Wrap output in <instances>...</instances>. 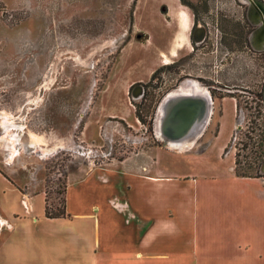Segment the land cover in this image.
I'll use <instances>...</instances> for the list:
<instances>
[{"label":"rangeland","instance_id":"1","mask_svg":"<svg viewBox=\"0 0 264 264\" xmlns=\"http://www.w3.org/2000/svg\"><path fill=\"white\" fill-rule=\"evenodd\" d=\"M182 1L0 0V174L41 181L53 212L90 167L153 159L176 171L180 151L217 133L213 162L229 136L233 172L264 176L263 54L240 52L237 0ZM178 4L206 30L202 42L173 40ZM180 79L212 100L191 145L175 148L159 134V104Z\"/></svg>","mask_w":264,"mask_h":264},{"label":"crops","instance_id":"2","mask_svg":"<svg viewBox=\"0 0 264 264\" xmlns=\"http://www.w3.org/2000/svg\"><path fill=\"white\" fill-rule=\"evenodd\" d=\"M170 21L188 42L180 4ZM216 137L180 151L176 171L153 159L90 167L65 184V216L44 214L41 181L0 174V264H264V176L233 172L229 136L213 162Z\"/></svg>","mask_w":264,"mask_h":264},{"label":"water","instance_id":"3","mask_svg":"<svg viewBox=\"0 0 264 264\" xmlns=\"http://www.w3.org/2000/svg\"><path fill=\"white\" fill-rule=\"evenodd\" d=\"M196 30H201V27L195 26ZM138 89L135 92H138ZM187 92L189 93L167 94L160 101L159 134L166 143L176 145L191 141L207 121L209 96L194 89ZM262 96L264 100V87Z\"/></svg>","mask_w":264,"mask_h":264},{"label":"flooded vegetation","instance_id":"4","mask_svg":"<svg viewBox=\"0 0 264 264\" xmlns=\"http://www.w3.org/2000/svg\"><path fill=\"white\" fill-rule=\"evenodd\" d=\"M237 6L240 8L241 13V19L238 20L237 24V32L239 34V47L240 52H244V49L256 53L260 55V53L263 54L264 58V0H237ZM163 12H165V8L162 9ZM191 26L188 32V43L192 46L193 41L195 37H201L202 39L200 42H202L205 37H207V32L201 25H197L201 27V30L195 31V19L190 17ZM199 42V43H200ZM193 47H191V50ZM190 50V51H191ZM258 60L257 58H255ZM253 64L257 66V70L259 68V63L255 61ZM258 75V72L255 73ZM185 79V78H184ZM184 79L179 80V84L183 81H186ZM186 82H190V80H187ZM257 83H260L259 80H257ZM214 88L212 86L208 85V88ZM243 88V86H240ZM261 90V96L263 92L264 87V77L262 80V83L260 86H258ZM258 88V89H259ZM210 101L211 96L209 95ZM263 100V96H262ZM264 102V100H263Z\"/></svg>","mask_w":264,"mask_h":264},{"label":"bare ground","instance_id":"5","mask_svg":"<svg viewBox=\"0 0 264 264\" xmlns=\"http://www.w3.org/2000/svg\"><path fill=\"white\" fill-rule=\"evenodd\" d=\"M178 27H179V38L180 39H182L183 37H182V34L184 33V31H185V29H186V18L184 17V15L183 14H181L180 16H179V18H178ZM184 35V34H183ZM164 56V55H163ZM189 86L191 87V88H193V86H194V88L195 89H197V88H200L199 87V84L198 83H196V82H186V81H183V82H181L179 85H178V87H177V89H176V91H173V92H170V93H168V95H171V94H176V93H185V94H188L189 92H187V90L189 89ZM189 91V90H188ZM159 112L161 113V107L159 106ZM158 113V112H157ZM207 122V121H206ZM206 124V123H205ZM197 135V134H196ZM195 135V136H196ZM194 136V137H195ZM36 138V137H35ZM37 139H39V138H37ZM42 140V139H41ZM189 143H190V140L189 141H184V142H182V143H180V144H172V143H170V142H167V144L169 145V146H171V147H175V148H179V147H185L186 145H189ZM12 156V155H11Z\"/></svg>","mask_w":264,"mask_h":264},{"label":"trees","instance_id":"6","mask_svg":"<svg viewBox=\"0 0 264 264\" xmlns=\"http://www.w3.org/2000/svg\"><path fill=\"white\" fill-rule=\"evenodd\" d=\"M179 3L187 5L182 0H179ZM136 117L138 118L139 121H142V118L139 116V114H136ZM241 176H247V175H241ZM255 176H257V175H255ZM62 205L64 206V201H63ZM55 209H56L55 211L51 212L49 210V206L47 205L46 199H45L44 214L46 216H48V217H59V216H65L66 215L63 207L61 209L55 207Z\"/></svg>","mask_w":264,"mask_h":264}]
</instances>
